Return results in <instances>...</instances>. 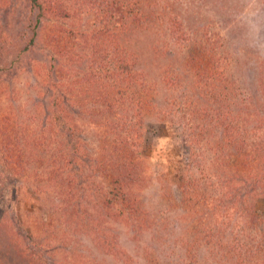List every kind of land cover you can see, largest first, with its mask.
<instances>
[{
	"label": "rangeland",
	"instance_id": "374dc122",
	"mask_svg": "<svg viewBox=\"0 0 264 264\" xmlns=\"http://www.w3.org/2000/svg\"><path fill=\"white\" fill-rule=\"evenodd\" d=\"M105 1L0 0V264H264V0Z\"/></svg>",
	"mask_w": 264,
	"mask_h": 264
},
{
	"label": "trees",
	"instance_id": "16d2710c",
	"mask_svg": "<svg viewBox=\"0 0 264 264\" xmlns=\"http://www.w3.org/2000/svg\"><path fill=\"white\" fill-rule=\"evenodd\" d=\"M32 4L40 7V5L37 3L38 0H30ZM106 6L103 7V11H107L108 13L112 12L116 16V21L115 24L120 23L123 20L124 14H123V9H121V6H123L124 3H127V1L123 0H107ZM138 10V9H137ZM139 14V13H138ZM104 32H107L104 30ZM190 62L193 66L202 68L203 70H206L208 67L206 58L204 56V52H200L196 50L195 52H191V58ZM118 69H119V75L121 77L122 74H131V69H130V64L126 63V60L123 62V64L118 63ZM207 74H210V71L208 69ZM123 76V75H122ZM201 78H204V76H200ZM261 148H264V141L261 143ZM264 152V149L262 150Z\"/></svg>",
	"mask_w": 264,
	"mask_h": 264
}]
</instances>
